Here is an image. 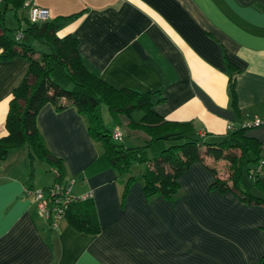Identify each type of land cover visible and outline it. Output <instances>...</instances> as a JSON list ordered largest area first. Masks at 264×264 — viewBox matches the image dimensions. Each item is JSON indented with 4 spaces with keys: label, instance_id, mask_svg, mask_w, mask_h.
I'll return each instance as SVG.
<instances>
[{
    "label": "crops",
    "instance_id": "0c3cea01",
    "mask_svg": "<svg viewBox=\"0 0 264 264\" xmlns=\"http://www.w3.org/2000/svg\"><path fill=\"white\" fill-rule=\"evenodd\" d=\"M24 1L4 9L8 35L28 26L29 4L47 8L44 22H56L57 36L77 39L89 71L117 88L153 92L158 115L191 122L208 141L264 113V0ZM28 68L24 56L0 58V136L7 133L9 99ZM119 118L148 138L127 125L128 117ZM36 123L46 147L63 160L71 195L92 197L100 229L78 231L65 216L50 228L25 188L51 185L55 173L39 159L46 166L30 163L27 147L11 150L0 160V264H256L264 255V204L211 189L213 174L202 162L179 176L173 199L146 197L142 171L91 167L103 145L75 106L46 103ZM246 133L259 141L264 160V123ZM258 178L264 185V163Z\"/></svg>",
    "mask_w": 264,
    "mask_h": 264
},
{
    "label": "trees",
    "instance_id": "16d2710c",
    "mask_svg": "<svg viewBox=\"0 0 264 264\" xmlns=\"http://www.w3.org/2000/svg\"><path fill=\"white\" fill-rule=\"evenodd\" d=\"M9 2H13L15 8L23 4V0H3V6H0V58L24 56L29 61V68L9 99L5 118L7 133L0 136V160L5 159L9 151L25 146L30 163L34 159L45 162L53 169L55 182H67L64 180L63 160L46 147L36 116L46 103L53 104L58 110L73 105L86 116L91 138L103 145V153L91 167L97 170L102 165H110L120 173H127L134 163H142L146 197L173 199L180 185L179 176L192 162L200 161L213 174L211 189L232 191L248 204H264V185L258 178L261 170L255 174L250 172L263 160L259 141L246 133L251 127L241 123L230 128L219 140L208 141L196 132L191 122L164 119L153 110V92L117 88L89 71L79 55L77 39L72 34L57 36L55 21L40 25L29 22L20 30V38H16L17 30L14 36L8 35L3 14ZM34 41L44 42L48 48L38 51L32 46ZM229 91L234 105L233 76L229 79ZM101 105L106 107L116 124L120 122L119 116L125 115L129 118L127 125L143 131L148 138L141 145L127 146L114 141L118 138L112 137V130L104 125ZM135 109L142 111L136 121L131 118ZM219 160L227 162L225 178L218 175ZM244 172L259 193L249 189ZM133 180V175L128 176L126 185ZM64 216L78 231L96 233L100 229L90 195L70 201ZM256 264H264V255Z\"/></svg>",
    "mask_w": 264,
    "mask_h": 264
},
{
    "label": "built area",
    "instance_id": "2783aa9c",
    "mask_svg": "<svg viewBox=\"0 0 264 264\" xmlns=\"http://www.w3.org/2000/svg\"><path fill=\"white\" fill-rule=\"evenodd\" d=\"M28 2L25 0L24 4ZM1 4V0H0ZM28 19L32 23L44 22L49 17V10L45 7H41L37 4L28 5ZM22 32L18 31L16 33V38H20ZM264 123V113L261 115H254L250 119H246L242 122L243 126L253 127L259 124ZM111 135L114 138H121V130L118 127H115L111 131ZM264 161L261 160V163L256 166L255 169H250L251 174L257 173L261 170ZM71 182L67 181L65 183L53 182L51 185L38 188V189H26V193H32L33 198L36 204L37 209L46 219L50 228H56L59 220L64 216V211L67 207V204L77 198H85L88 194L73 196L70 193Z\"/></svg>",
    "mask_w": 264,
    "mask_h": 264
},
{
    "label": "rangeland",
    "instance_id": "374dc122",
    "mask_svg": "<svg viewBox=\"0 0 264 264\" xmlns=\"http://www.w3.org/2000/svg\"><path fill=\"white\" fill-rule=\"evenodd\" d=\"M34 45L39 47V48L41 47V50H46V49H43V46H41L43 44L40 41H35ZM100 110H101V115L103 117L104 125L109 130H112L116 124V121L112 118L111 114L108 112V110L106 109V107L104 105H101ZM138 113H142V111L135 109L134 112L131 113V116L133 118H137ZM118 124H119V128L122 132V136L120 139H114L113 138L114 141L123 143L127 146L128 145H137V144L141 145L144 143V139L142 137L138 136V134L136 132H134L133 130L127 128L125 126V124H122L121 119H120V122ZM236 152L238 153V151H236ZM35 162L37 163V165H45L46 166V164H44L43 162H40L37 159L35 160ZM217 168L219 170V173H218L219 177H221V178L227 177V162H226V160H219L217 163ZM143 169H144V165L142 163H134L132 166V171L134 173L142 171ZM244 181L248 184L252 183V180L247 177L246 172H244Z\"/></svg>",
    "mask_w": 264,
    "mask_h": 264
},
{
    "label": "water",
    "instance_id": "95a60500",
    "mask_svg": "<svg viewBox=\"0 0 264 264\" xmlns=\"http://www.w3.org/2000/svg\"><path fill=\"white\" fill-rule=\"evenodd\" d=\"M24 38H26V37H24Z\"/></svg>",
    "mask_w": 264,
    "mask_h": 264
}]
</instances>
